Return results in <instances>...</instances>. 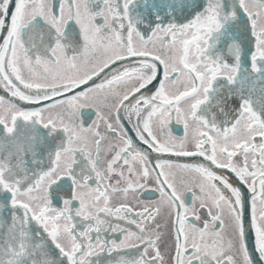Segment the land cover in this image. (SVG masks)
Wrapping results in <instances>:
<instances>
[{"label":"snow or ice","instance_id":"obj_1","mask_svg":"<svg viewBox=\"0 0 264 264\" xmlns=\"http://www.w3.org/2000/svg\"><path fill=\"white\" fill-rule=\"evenodd\" d=\"M0 264H264V0H0Z\"/></svg>","mask_w":264,"mask_h":264}]
</instances>
